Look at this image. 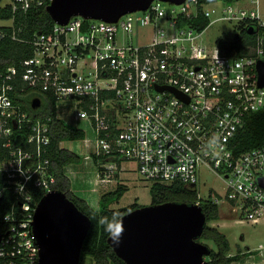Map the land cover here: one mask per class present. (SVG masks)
<instances>
[{
    "label": "built area",
    "instance_id": "obj_1",
    "mask_svg": "<svg viewBox=\"0 0 264 264\" xmlns=\"http://www.w3.org/2000/svg\"><path fill=\"white\" fill-rule=\"evenodd\" d=\"M51 1L0 5L12 14L2 20L9 24L0 26V40L15 13ZM249 1L250 8L238 2L203 9L209 26L226 21L252 28L254 43L244 55L220 51V40L209 49L201 41L207 28L197 32L179 24L197 17V0L179 5L154 0L115 23L72 17L65 25L54 24L51 34L32 37L33 56L21 61L20 69L0 73V199L10 197L0 215V264H38L33 217L55 182L49 159L52 119L32 117L16 103L18 84L22 91L53 97L57 118L73 126L87 123L92 135L82 142L90 152L85 160L108 159L97 173L101 182H116V160L133 162L149 183L194 189V205L210 200L226 205L241 223L264 222V145L238 155L229 148L246 117L264 108L257 71V63L264 62V21L260 0ZM140 28L149 29L140 35L147 40L134 43ZM203 170L222 180L223 194L210 191L199 198Z\"/></svg>",
    "mask_w": 264,
    "mask_h": 264
},
{
    "label": "trees",
    "instance_id": "obj_2",
    "mask_svg": "<svg viewBox=\"0 0 264 264\" xmlns=\"http://www.w3.org/2000/svg\"><path fill=\"white\" fill-rule=\"evenodd\" d=\"M243 0H197L198 15L190 20L179 21V24L190 26L197 32H202L209 26V19L203 14V9L213 3H222L229 5ZM46 7L31 9L26 13H15L12 28L5 30L7 35L0 40V73L8 67L14 66L20 69V62L33 56V49L29 41L35 34H51L54 22L45 10ZM12 17L10 8H0V19L7 20ZM247 23H241L235 26L236 38L231 41H219V50L231 55L236 52L237 55H244L248 52V47L254 43V37L247 31ZM12 30L15 32V40L11 38ZM21 84H18L15 91V101L20 104L32 117L44 118L50 116V145L49 159L54 173L55 182L52 185L54 191L63 193L74 205L90 219V228L84 239L80 262L83 264L89 259L92 264H125L108 245L107 239L112 231L100 223L101 217H111L118 213L119 218L141 205L133 203L123 208H111V205L117 202L127 190L123 184H117L111 191L104 192L98 199L97 209L90 207L88 202L79 198L71 190V181L65 174V168L70 165L80 164L82 159L72 151L61 147L62 142L83 141L86 133L65 121L57 118L55 100L45 92L25 88L21 90ZM38 98L41 102L37 109H33L31 102ZM264 145V108L248 115L244 126L239 129L229 142V148L234 155L241 154L250 149ZM107 158H97L92 155V163L101 170L100 164L106 162ZM118 166L121 161L116 160ZM149 193L151 205H160L168 202L193 204L195 202V190L179 185H166L157 182H150ZM39 199V197H36ZM10 202L9 196L0 199V215L8 210ZM200 207L205 216L206 224L202 235L197 241L205 244L209 249V254L205 260L209 264H232L242 259L241 253L231 254L230 244L226 236L216 227L210 225L220 219L219 208L210 200H205ZM211 246H209V244ZM252 254L247 249L244 255Z\"/></svg>",
    "mask_w": 264,
    "mask_h": 264
},
{
    "label": "water",
    "instance_id": "obj_3",
    "mask_svg": "<svg viewBox=\"0 0 264 264\" xmlns=\"http://www.w3.org/2000/svg\"><path fill=\"white\" fill-rule=\"evenodd\" d=\"M154 0H52L45 10L55 24L72 17L115 23L144 11ZM181 4L185 0H159ZM253 33L252 28L248 30ZM258 84L264 87V62L257 63ZM161 90V89H160ZM174 93L179 95L175 90ZM41 102L32 100L33 109ZM107 239L125 264H209L208 247L197 241L206 224L200 206L168 202L138 207L120 217ZM90 219L63 193L51 191L38 201L32 228L39 247L38 264H79ZM122 229V230H121ZM119 231L118 241L114 239Z\"/></svg>",
    "mask_w": 264,
    "mask_h": 264
},
{
    "label": "rangeland",
    "instance_id": "obj_4",
    "mask_svg": "<svg viewBox=\"0 0 264 264\" xmlns=\"http://www.w3.org/2000/svg\"><path fill=\"white\" fill-rule=\"evenodd\" d=\"M8 0H0V5H3ZM248 0H245V2ZM264 14V0H260L259 12ZM8 21L0 20V26H7ZM139 37L132 35V41L136 43L141 39L146 41L140 35L148 34V28H140L137 30ZM236 29L234 23L219 21L208 26L201 37L202 44L209 49L216 46L219 40L231 41L234 40ZM79 129H82L86 134H90L84 122L76 123ZM61 147L77 154L82 161L80 164L69 166L65 168V174L71 181V190L79 198L87 201L90 207L97 209L98 199L104 192L111 191L117 184H123L127 190L122 197L111 205V208H123L133 203L141 206H148L151 202L149 193V182L144 180L137 172L133 162H123L122 165L115 172L116 182L103 183L97 177L98 169L92 163V160H85L88 152L83 147L82 141L63 142ZM215 192L218 195L223 194L224 184L222 180L211 173L210 171H202L200 174V183L197 186V195L199 198H207L209 192ZM220 219L217 222L210 223L211 226L216 227L222 232L229 244L230 253H241L242 259L232 264H253L256 263L258 256L264 254V222L258 224L241 223L237 216L231 215L226 205L219 204ZM211 246L210 243H208ZM252 252L250 255H244L247 251ZM250 256V257H249ZM83 264H92L89 259H86Z\"/></svg>",
    "mask_w": 264,
    "mask_h": 264
},
{
    "label": "clouds",
    "instance_id": "obj_5",
    "mask_svg": "<svg viewBox=\"0 0 264 264\" xmlns=\"http://www.w3.org/2000/svg\"><path fill=\"white\" fill-rule=\"evenodd\" d=\"M100 223L106 227L109 228V231H112V229L115 227L117 223H122V221L119 218V214L115 213L111 217H101ZM122 230V229H121ZM114 239L118 241L119 239V231H117L114 235Z\"/></svg>",
    "mask_w": 264,
    "mask_h": 264
},
{
    "label": "crops",
    "instance_id": "obj_6",
    "mask_svg": "<svg viewBox=\"0 0 264 264\" xmlns=\"http://www.w3.org/2000/svg\"><path fill=\"white\" fill-rule=\"evenodd\" d=\"M239 4H240V6H243V7H247V8H250L251 7V4H250V1L248 0V1H246L245 2V0H243V1H241V2H239ZM260 16H261V18L263 19V21H264V14L261 12V9H260ZM82 122H84L85 123V125L87 126V128L90 130V134H86V137H88V136H91L92 135V132H91V129L88 127V125H87V123L85 122V121H82ZM75 127H77L76 126V124L74 125ZM78 128V127H77ZM86 133V132H85ZM83 142V141H82ZM63 143V142H62ZM61 143V144H62ZM60 144V145H61ZM84 147V146H83ZM84 149H86L87 150V152H89L88 150L89 149H87V148H85L84 147ZM90 153V152H89ZM122 164H120V166H121ZM70 166H74V165H70ZM120 166H118V167H120ZM69 167V166H68ZM120 171H121V168H120ZM87 201H88V198H87ZM250 257V256H249ZM260 259H258L257 261H256V263H253V264H264V254L263 255H259L258 256Z\"/></svg>",
    "mask_w": 264,
    "mask_h": 264
}]
</instances>
